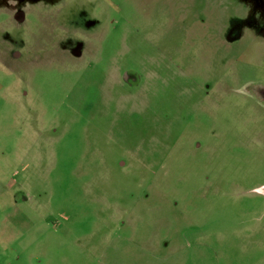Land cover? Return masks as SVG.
<instances>
[{"label": "rangeland", "instance_id": "1", "mask_svg": "<svg viewBox=\"0 0 264 264\" xmlns=\"http://www.w3.org/2000/svg\"><path fill=\"white\" fill-rule=\"evenodd\" d=\"M0 264H264V0H0Z\"/></svg>", "mask_w": 264, "mask_h": 264}]
</instances>
